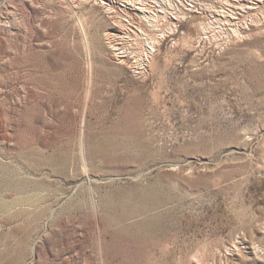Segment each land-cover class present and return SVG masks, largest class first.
<instances>
[{
	"label": "rangeland",
	"instance_id": "374dc122",
	"mask_svg": "<svg viewBox=\"0 0 264 264\" xmlns=\"http://www.w3.org/2000/svg\"><path fill=\"white\" fill-rule=\"evenodd\" d=\"M0 264H264V0H0Z\"/></svg>",
	"mask_w": 264,
	"mask_h": 264
}]
</instances>
